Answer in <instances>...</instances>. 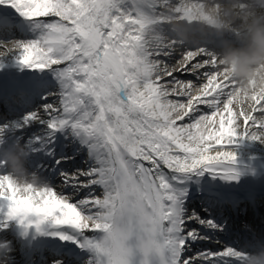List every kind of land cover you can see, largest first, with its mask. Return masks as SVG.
<instances>
[{"label": "bare ground", "instance_id": "obj_1", "mask_svg": "<svg viewBox=\"0 0 264 264\" xmlns=\"http://www.w3.org/2000/svg\"><path fill=\"white\" fill-rule=\"evenodd\" d=\"M162 3L163 4L157 6L155 5L156 2L154 0H0V37L2 38L11 33H18L16 25H20L22 22L28 24L30 28L29 32H31V38H29L31 52H29V57L23 62L18 61L14 63L13 61H3L4 63L0 64L5 67L3 71H0V81L6 82V84L1 83V87L4 91L0 92V94L3 93L4 97L0 99V111H2V108L6 103L10 106L12 101L15 100L21 102L19 106L23 103L22 100H25L26 102L22 107L28 106L26 103L29 101V97L26 99L25 96L33 90L36 91L30 97H32L35 102H38L37 114L42 117L36 119L38 121L45 120L47 123L53 124L61 118L64 120L63 124L65 122H73L79 119L78 116L81 112V106L88 111L93 108L95 97H90L82 86H79L78 89L75 88L77 85L75 80L81 79L87 75L85 67L88 66V63L90 66H94L95 64V53L87 54L84 52L85 50L80 47L84 42V39L82 34L75 30V24H73V22L82 14V11L87 12L83 28L88 29L90 26L93 27V30L98 28L101 47L109 45V37L107 35L108 23L103 19V11L105 9L108 11V14L111 15L110 18H114L113 12L117 14V8H122L125 11H127V9H129L128 11H132L139 7H144L147 11L150 10V12L156 14L154 16L157 17V19H163V16L169 19V26L163 25L167 28L166 33L169 36L181 33L182 26L179 23L180 17L190 18V16L193 17L195 15H209L211 9H213V13L217 11V13L221 12L218 10L219 5L215 7V5L218 4V0H162ZM102 5L103 8L101 7ZM114 5H116V7ZM225 6L226 5H223L222 7ZM255 6V1H245L242 8L238 10V12L243 15V17L240 18L241 24L239 26L242 25L243 21L244 23L247 22L250 15H254L252 9L255 8ZM234 10H236L235 7ZM55 13L60 16L62 21L46 19V16ZM133 13L134 12L131 14ZM215 14L214 16H217ZM1 15L6 17H2ZM15 22L18 23L13 24ZM67 22H71V27L67 26ZM125 25L128 27V24ZM133 26L135 27L133 32L140 33L143 36L142 40H138V42H136L134 38H131L136 51L140 47L141 52L145 54L146 57L154 59L160 58V60L156 62L153 70L154 77L159 79L157 84L162 91L160 94H171L172 91L166 88L168 82L172 79H178L182 74L191 78L192 85L194 86L196 82L201 80V74L206 73V71L209 70V64L207 63L208 60L201 61L198 59L200 55L204 56V54L200 52L196 54L195 48L192 49L195 41L199 40L201 37L208 38L211 45L215 42L219 43L217 42L218 40L214 39V41L211 38L209 32H205L199 28H196L194 30L195 32L191 30V32L193 31L195 34L194 38L192 36L193 34L189 37H183L184 41H182V47H185V50L180 53H165L168 56L162 57L160 50L155 49L152 36H149L150 34L148 32L150 28L160 29L161 27L150 25L145 28H138L135 24H133ZM170 26L175 28L174 32L170 30ZM48 31L58 36L61 39V42L59 44L48 46L43 50L42 47L46 43L44 35H46ZM213 31L217 34L222 33L227 35V32L225 33L222 30V25H213L211 27V32ZM24 32H19V36L22 34H28L26 33V30ZM169 41L174 42L175 40L171 38ZM1 43L2 42H0V44ZM137 45L140 46L138 47ZM159 45H161L159 47L161 50L168 48L165 42H160ZM214 50L216 53L221 52L219 46L217 48L214 47ZM50 59L58 60L54 65L44 68V65L46 66L47 61ZM254 65V63H251L245 66L237 63V70L232 76L224 79V81L217 86V90L213 93V96L219 97L220 104L217 109L218 122L215 128L210 129V126L207 127L206 116L197 107H192L188 104L184 105L182 102L177 101H174V107L166 106L167 110L174 115L173 121L176 125L184 124L189 127V129L184 130L182 134L190 143L203 145L206 150L212 152L217 150L232 152L233 149L236 150L234 153H231L229 157L227 155L220 160L203 166L200 170H190V174L206 172L212 173L217 177L225 178L223 174L217 173L216 171L235 172L233 168H230V166H232L230 161L235 160V157H232V154L241 152L256 156L264 155V79L261 77L258 70H256L255 73L253 72L255 70ZM34 69L38 70L36 71ZM177 69L179 70L177 71ZM29 70L35 72L29 74ZM230 70L231 67L228 72H230ZM169 72H172V74L168 76ZM221 72L222 70H218L217 65L215 67V76L220 75ZM33 74L41 77L44 76V74L51 75V77L59 78L61 83L67 82L65 91L71 89L73 96L76 95L80 98L73 99L74 97L71 96L70 99L68 98L70 103L67 106L65 104L67 96H61L59 92H55L47 99L49 102H46L44 97L47 94L44 92L43 88L46 86H53V88L55 86L56 88V84H54V81L52 80L46 82L45 79H41V77H39L37 83H33L34 81L30 79ZM166 75L168 77H165ZM19 79H30L31 82L25 80L26 82L24 81L25 83L20 86ZM177 85H182V88L185 84L178 81ZM22 87L27 90L22 89ZM107 87L110 92V97H114L112 86L107 84ZM37 94L39 95V98L37 97ZM52 104H57V107L59 108L56 116L50 109V105ZM121 108V117L125 122L124 126L128 129L127 137L129 139L137 138L135 136L136 132L130 125H128L125 118L127 104L123 102ZM34 109L35 108H33V110ZM9 111L10 114L15 112L13 110ZM28 114L29 113L25 114L24 118L21 120L29 118L30 116ZM142 114L143 115H140L135 111L132 115V118H135L134 120L139 128L141 125H144V121L141 120V117L147 121L152 120L148 109ZM80 118L82 119L84 126L78 131V135L70 139L64 137L57 138L61 143L59 144L58 142L57 145H55V152L66 154L62 158V161L65 163L61 164L64 169L71 168L74 165H80L81 167L88 166L87 173L89 175V180L86 182L93 184L81 189L75 188L73 185H67L66 187L55 184V179L51 178L50 175L42 174L34 179L30 177L28 178L25 174L28 173V170L33 171L36 168V162L38 160L43 161L44 156L40 154V156L36 157L35 160L33 159L29 163H24L25 161L16 163L15 158H13L12 165H10V162L7 164V168H10L11 170L10 173H14L19 178L20 183L22 179H25V181H28L31 186L25 187L24 184H22L21 186H18L20 189H18L14 195L9 193L2 194L1 202L5 208L8 209L10 206L17 216L15 218L14 215L11 214V217L4 218V221L19 229L25 225L36 224L41 227L46 224L51 228L49 230L55 232L57 231L56 226L58 223L68 222L69 213L67 209L62 203H58L55 200L51 201L50 207L53 210V220L44 223L41 215L36 216L35 213L42 210V205L47 203L46 199H44L43 195L38 192L36 197L39 200L36 201V206H30L28 204L27 193L30 192L31 188H34L32 186L37 182L50 185L54 191L57 188V191L72 192L70 196L71 198L77 191H79V194H82L87 200L97 199L99 200V203L96 208L93 207L94 209H89V214L92 215L93 218L89 219V221L84 219L82 222V225L84 226L82 230L68 228L67 231L72 233L73 237L76 238L79 236L82 239L87 233L90 239H93V254L91 256V262L89 263L86 261L84 264H105L107 260L104 244L105 237H103V233L110 238L112 229L116 224V208L121 204L123 194L127 190L131 195L132 203L135 205H137V203H147V199L152 200L154 203L158 219V224L156 225L158 237L157 250L160 254L164 244L162 242L161 221L166 217L163 216L162 213L164 211L167 212L168 207L171 209V205L169 206L168 202L172 198V196L166 192V186L162 187L153 176V170H158L160 163L154 162V164L150 166L149 164L129 159L124 152L119 149L117 143L106 135V130L103 133H101L99 129L96 131L95 128L91 126L93 120L91 123L90 118L86 119L84 115ZM18 120L20 121V119H17L16 122H18ZM15 124V127L20 126L18 123ZM21 137L22 135L19 136V138ZM179 143L180 142L173 143V149H175V151H179V149L182 148L181 146H177ZM238 148H242V150H238ZM19 171H23L24 173L19 174ZM183 177L190 178L184 183V185L178 186L176 183H173L174 186H177L180 189L173 197L174 202L178 205L179 209L183 208V210H186L187 205H193L192 192L195 190L199 191L201 193L199 201L208 206V208L205 213H194L199 214V219L202 223L205 222L207 225L211 224L210 222H206L211 218L219 216V213L210 210V207L215 204L216 200H211L210 195L212 194H210L207 189L209 187L230 188L234 185L222 182L220 179L213 180L209 177H201L200 180L196 177L193 182H190L192 180L191 176L186 175ZM86 182L84 185L88 184ZM236 186L240 189L242 188L241 185L235 184V187ZM211 192L220 199L221 195L218 193L217 189L212 190ZM195 198H197V196ZM258 199L264 203V196H260ZM192 209L199 211L197 205H193ZM105 210L106 213H104ZM77 221H80V219ZM187 224L180 225L179 228H187ZM88 226L91 228H88ZM197 230L200 231L199 228H196L193 231L195 233H192L190 237L197 239L200 238V236H197ZM81 231L82 234L79 235ZM48 236L49 237L46 241L49 243H53L54 239L57 238V235L54 233H49ZM180 243L183 244L181 246V257H183L181 260L182 262L179 259H176L175 262L179 261L182 264H197V254L188 256V254L193 252L196 248L191 247L192 242L187 239H181ZM28 245H32V242L28 241ZM195 245L200 246L197 243H195ZM190 247L192 249H190ZM166 250L168 252V247ZM211 250H213V247H210V251L206 254L211 253ZM56 252H58V250ZM216 255V253H212L213 259L211 261L220 264V259ZM170 261H173V256H170ZM211 261L208 260L206 263L211 264ZM51 262L54 264L55 260Z\"/></svg>", "mask_w": 264, "mask_h": 264}, {"label": "rangeland", "instance_id": "obj_2", "mask_svg": "<svg viewBox=\"0 0 264 264\" xmlns=\"http://www.w3.org/2000/svg\"><path fill=\"white\" fill-rule=\"evenodd\" d=\"M109 4L111 5L110 2H109ZM114 6L116 7V5H114ZM102 8H103V5H102ZM140 9H142V8H140ZM121 10H122L121 8H118V14L113 12V16H116V17L122 16L123 17L122 18L123 20L122 21L118 20L116 22L115 26H116L118 35H120L121 37L125 36V38H127V46L128 47H127L125 53H129L128 57L131 58V57H134L135 54H137L135 45L131 41V38L134 35L133 34L134 28L130 27L129 31H127L125 33L122 32V30L124 29L123 23H127L128 21L131 20V18L129 17L130 16L129 13H122ZM81 13L82 14L73 22V24H75V27H74L75 30H77L79 33H82L83 25H84L86 17H87L86 11H82ZM123 15H125V16H123ZM110 16L111 15H109L108 11H106V9H105L103 11V17H105L104 19L110 20L109 19ZM46 19L62 21L60 16L57 13L52 14V15L50 14L49 16H46ZM21 24L22 25L20 26V28H21L20 31L24 30V27H25V25L23 23H21ZM67 26L71 27V22H67ZM26 30H28V29H26ZM162 31H163L162 35L165 36V31L164 30H162ZM28 33H29V31H28ZM151 33H154V32H151ZM8 37H12V35L8 36ZM29 38H31L30 34H24L23 36L20 37V39H10L9 41H5V43H4V45L6 47V49H4L5 53H9L10 55L19 56L20 60H23V61L26 60L29 57V54H30L29 52H31V46L29 43ZM169 38L170 37L166 36L165 40L169 39ZM44 40L46 43L42 47L43 50H45V48L48 46H52L54 44H59L61 42V39L58 36H56L55 34L51 33L50 31H48L47 34L44 35ZM156 40H158V39L156 38ZM156 42H158V41H156ZM157 45L158 44L156 43L155 46H157ZM173 47H177V46L174 45ZM2 51L3 50L0 49V54ZM204 52H206V51H204ZM126 56H127V54H126ZM136 58H139V56ZM10 59L13 60L14 63L19 61L18 59H16V57L10 58ZM203 59H205V58H202L201 60H203ZM52 60L53 59L48 60L47 65L46 66L44 65V68L45 67L47 68L48 66L54 65V63H57L58 59H54L55 61L54 60L52 61ZM141 60H142V64L144 63V71L145 72L152 71L153 64H154L153 60L149 64L148 60L145 61L144 57L142 56V58L140 57L138 59L137 63L141 64ZM4 68L5 67L3 65L0 66V70H2ZM34 70L37 71L38 69H34ZM178 70L179 69H177V71ZM31 71L33 72V70H29V72H31ZM44 75L47 76V77H45L46 81L52 80V81H54V84H56V88H55V86H54V88H53V86H52V88H44V89H46V91L50 92V93H47L46 98L51 97V95L54 94L55 92H59L61 96H64L65 94H66V96L72 95L71 91H67L66 93L64 91H61V88L63 85L61 84L59 78H55L53 76L51 77V75H46V74H44ZM201 79L202 80L196 82L195 86L193 87L191 85V82H192L191 79L182 74V76H180L178 79H172L171 81L168 82L166 88H168L169 90L172 91L171 94H167V93L160 94L162 91L158 85H155V87H152L149 83H147L148 84L147 87H148V90L151 93V95H152L151 91H155V94H154V96H152V98L155 100V102L161 108L162 114L165 118V123H164L166 126L165 130L167 131V129L169 128V130H168L169 136L171 137L172 141L181 142L183 144V146H186L188 153H190V154L194 153L195 151H198L199 147H202V146H199L197 144H192L189 141H187V139L185 137H183L182 132L185 130V128H188L187 126H185V125L173 126V124H172L173 115L171 113H169V111H167L166 106L174 107L175 106L174 101L182 102L184 105L192 104L193 106L199 108L202 111V113L206 116L207 127L210 126V129L215 128V126L217 125V122H218L217 109L219 107L220 102L218 101V99L216 97L208 96V93L214 92V90L216 89V87L220 81H214V73H213V75L205 74L204 76H202ZM178 81L183 82V84H185V85H183V87L181 88L182 85H177ZM209 88H211V90ZM231 97H232V95H231ZM76 98H77V96H76ZM46 102H49V101L46 100ZM144 104H145V101L140 102L139 106L144 107ZM64 108H67V107H64ZM50 109L56 116V114L58 113L57 111L59 109L57 107V104L50 105ZM137 110H141V109L139 108ZM36 113H37L36 110L31 111L32 120H29L27 122H29L31 124H34L36 122H40V121H35V118L36 119L39 118L38 116L35 117ZM18 115H19V113H18ZM22 117L23 116H21V118ZM41 127L42 126L38 127L40 129V131L32 130L31 132H33V131H36V132L35 133L28 132V134H27L28 137L39 136L37 138L38 141L36 144H34L33 146L28 144L27 149L30 150V152L35 151V150H37V148H39V146L44 145L45 143H48V141L46 142V138H45V137H48V135L45 134V132H44L45 129L41 130ZM148 127H151V125L148 124ZM70 137H71V135H70ZM44 147L45 146H42L39 149H44ZM49 153H50V151L49 152H47V151L43 152L42 151V154H44V156L46 158L49 156ZM60 156H61V154H58V155L55 154V158H57L56 160H58V161H56L54 163L55 166L53 165V162H52V164L50 165V168H51V166H53V168L55 169L57 167V165H59L61 163V157ZM81 160H83V159H81ZM39 168H40V166H38V168H37L38 174H42L45 171H51L52 172L54 170V169L51 170L50 168H48V165L45 166V168L44 167L41 168L40 170H39ZM87 172H88V166L81 167L80 165H74L71 167V169L69 171L58 168L54 174L56 175V178H55L56 183H58L60 185H64V186L65 185H68V186L73 185L75 188H81L82 189L89 184L88 182H86L87 180H89L88 179L89 175ZM33 174H35V173H33ZM85 182L88 184L84 185ZM77 184H78V186H77ZM38 188L40 191L42 190L40 187H37L36 190H33V193H34V194L32 193L33 196L34 195L36 196V194L38 193L37 192ZM43 191L46 193V197L49 200H53V198H56V200L63 203L64 206L67 205V210H68V213L70 214L69 215L70 222L73 225H75L76 227H79L80 229H82L83 228L82 222L84 221V219L93 218V217L86 216L83 219V218H81V215L82 214L88 215L86 213V211L89 208L96 206L95 202H97V201L95 199L94 200L93 199L87 200L86 197L79 196V191H77L72 198L70 197V195L72 193L67 192V191L62 193L63 197H61L62 195H58L57 193L52 192V189L51 190L45 189ZM90 196H94V195H90ZM67 198L69 199V201H68L69 203L64 204V203H66L65 201ZM90 198H92V197H90ZM185 216L187 218V215H184V218H185ZM79 219H80V221H77ZM88 257H90L89 254H88ZM204 259H206V258H204Z\"/></svg>", "mask_w": 264, "mask_h": 264}]
</instances>
